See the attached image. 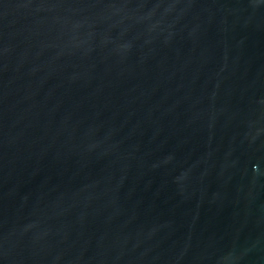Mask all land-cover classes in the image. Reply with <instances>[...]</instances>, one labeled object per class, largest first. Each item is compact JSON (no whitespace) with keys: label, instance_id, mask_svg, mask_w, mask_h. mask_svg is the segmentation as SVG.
I'll use <instances>...</instances> for the list:
<instances>
[{"label":"water","instance_id":"1","mask_svg":"<svg viewBox=\"0 0 264 264\" xmlns=\"http://www.w3.org/2000/svg\"><path fill=\"white\" fill-rule=\"evenodd\" d=\"M0 264H264V0H0Z\"/></svg>","mask_w":264,"mask_h":264}]
</instances>
